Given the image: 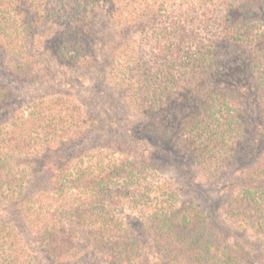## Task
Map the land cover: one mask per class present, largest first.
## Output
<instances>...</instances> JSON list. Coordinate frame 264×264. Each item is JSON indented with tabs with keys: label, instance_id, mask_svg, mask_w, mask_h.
I'll list each match as a JSON object with an SVG mask.
<instances>
[{
	"label": "trees",
	"instance_id": "trees-1",
	"mask_svg": "<svg viewBox=\"0 0 264 264\" xmlns=\"http://www.w3.org/2000/svg\"><path fill=\"white\" fill-rule=\"evenodd\" d=\"M101 1L0 0V264H133L149 247L155 264H264V0ZM50 25L38 49L60 80L16 59ZM221 59L240 64L225 87ZM165 143L229 179L205 190L210 215L151 165Z\"/></svg>",
	"mask_w": 264,
	"mask_h": 264
},
{
	"label": "rangeland",
	"instance_id": "rangeland-1",
	"mask_svg": "<svg viewBox=\"0 0 264 264\" xmlns=\"http://www.w3.org/2000/svg\"><path fill=\"white\" fill-rule=\"evenodd\" d=\"M123 1V0H122ZM122 1H120V4L123 3ZM126 2V0H125ZM124 2V3H125ZM101 4L103 6V10L102 12L103 13H109V9H110V6L108 4H106L103 1H101ZM117 6H119L117 4ZM229 15H231L232 17L237 18V16H239L238 14L236 13H230ZM100 21H105L104 18L102 19V17H98ZM113 27L114 24H113V21L109 22L108 23H103L102 25H98L95 27V29L93 28V31L97 30V33L96 35L94 36V41L96 43H99L100 40L102 38H105L106 40L107 39H112L113 37ZM35 30H36V33L35 31L33 32L35 35H33L34 37L30 40V38H28V42H23V45L25 48H27V51L26 52H20L21 54H17V57L16 59L18 58H26L28 56H30L31 59V62H32V65H36L35 68L40 71L42 70V68L40 67L41 64H45L47 66H49V72L53 75H57V78H58V75H59V69H58V66L57 65H54L53 66V63H51L50 65V57L49 56H45V54H43V52L39 51V47H40V44L44 43V44H47L48 40L50 39L49 37V34L50 32H54V31H57L59 29H56L54 27H52L51 25L50 26H45V27H40V26H35ZM53 34V33H52ZM29 49V50H28ZM44 50V49H43ZM38 52L40 54H38ZM30 62V61H29ZM39 63V64H38ZM220 64H221V68L225 67V65L227 64V62L225 60H220ZM47 66L44 68V70H46ZM240 66V64H239ZM239 66L236 67V66H233V62H232V65H227L226 68H223V70H226V74L224 75H220L219 79H218V82H219V85L220 86H229L231 83V74H233V72H235L236 70L239 69ZM245 66V65H244ZM219 73V72H218ZM41 77L42 74H39ZM55 75V76H56ZM94 75V74H93ZM60 80V78H58ZM4 81H8V82H14V80L11 78L5 80L3 79ZM21 83H16L14 84L13 86H15L16 90H18V92H21L24 88L21 87V85H19ZM25 90L28 92L34 90V88L31 86V87H25ZM23 98V97H22ZM248 117L250 115H247ZM246 117V116H245ZM251 117V116H250ZM144 119V118H143ZM248 119V118H247ZM131 122V124L133 123V121L135 120H129ZM174 121V120H173ZM152 121H148V120H145L143 122V124L141 125H138L137 123H134V125H136V128H137V132L141 135H149L150 134V130L153 129V124L151 123ZM248 122H245L244 123V128H243V131H244V138H245V142L243 141V144H242V148H247V142L250 141L253 136V128L252 126L250 125H247ZM174 128V126H171L170 129L172 130ZM155 143H156V139H151V145L149 144L148 148H151L154 150L155 152ZM166 144V143H165ZM135 146H132L131 148H134ZM172 147V145H171ZM166 150V151H165ZM157 153L159 151H156ZM248 156V155H247ZM158 158H155V153L153 155V162H151V165H153L155 168L156 167H160L164 173L161 174V178H163L164 180H168L170 182V184L172 185V187L176 188L177 190L180 189L181 191V199H182V202L185 203V204H198L199 206H202L203 210L208 214L210 215L211 214V208L209 207L208 211H207V206L205 205V201H206V197L210 196L209 195V192L212 191V192H215V190H228V181L229 179H226V178H220V179H217V180H214V181H210V182H207V178H203L201 177L200 174H198V170H197V166L194 164L192 167L189 165L187 166L186 164H183L182 165V160L180 158H178V156H176L174 154H171V149H170V146L168 145V143L166 145H164V149H163V152L162 153H158ZM175 158H178V159H175ZM247 160V159H246ZM246 160H244V162L246 163ZM181 166H184L182 169H180ZM228 180V181H227ZM219 187V188H218ZM199 188V189H202L206 194H202V193H199L197 194L196 193V189ZM210 190L209 192H206L205 190ZM223 194V200L226 198V195L224 193ZM220 202L217 198H216V203ZM225 203V201H221L220 204H223ZM125 213L124 214H127V215H132L134 216L135 213L132 214V212H129V210H125L124 211ZM137 217L136 219V222H134V228L136 231L140 230V226H141V222H139L141 220V218L139 216H135ZM217 224L218 226H221L222 228L224 227H228L229 231L234 235L235 237V232H236V229L235 227H233V223H229L228 222V219L225 217V216H221V217H218L217 218ZM232 222V221H230ZM239 225V224H237ZM226 229V228H225ZM243 238L246 239V240H249V242H254V240L252 239V237L250 236H244L243 235ZM236 239H239V238H236ZM151 248V247H149ZM147 248L144 253H142L141 255V251H140V256H139V252L133 254V252L131 253L133 256H139L137 258V261L133 262V264H155L154 262V258L152 256V253L148 255V249ZM153 250V252H155V248H151ZM152 252V251H151ZM82 260V259H81ZM91 260L90 258H84V261L83 263L85 264H88L87 261ZM94 261H98V260H94Z\"/></svg>",
	"mask_w": 264,
	"mask_h": 264
}]
</instances>
